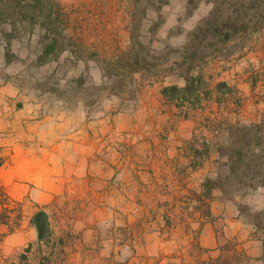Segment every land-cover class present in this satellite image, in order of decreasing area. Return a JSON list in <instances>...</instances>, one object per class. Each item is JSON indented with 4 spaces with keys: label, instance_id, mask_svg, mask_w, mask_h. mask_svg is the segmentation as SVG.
I'll return each instance as SVG.
<instances>
[{
    "label": "rangeland",
    "instance_id": "obj_1",
    "mask_svg": "<svg viewBox=\"0 0 264 264\" xmlns=\"http://www.w3.org/2000/svg\"><path fill=\"white\" fill-rule=\"evenodd\" d=\"M58 2L65 24L46 8L0 13V190L22 211L14 231L0 225V264L28 247L33 264H264V125L241 141L230 194L206 198L211 216L198 193L230 167L215 152L195 169L189 146L226 137L221 119L264 120V23L217 43L199 29L224 0ZM263 16L257 2L245 17ZM193 49L210 85L234 92L185 116L162 89L185 84ZM41 209L46 244L32 222Z\"/></svg>",
    "mask_w": 264,
    "mask_h": 264
},
{
    "label": "trees",
    "instance_id": "obj_2",
    "mask_svg": "<svg viewBox=\"0 0 264 264\" xmlns=\"http://www.w3.org/2000/svg\"><path fill=\"white\" fill-rule=\"evenodd\" d=\"M251 1V3H250ZM193 2V0H191ZM240 3L243 5V9H239L236 13H229L228 8L221 6L225 3L229 4ZM248 2V4H247ZM258 3H264V0H224V2L215 3L212 14L208 16L204 23L205 26H200V31H205L211 40L227 43L228 41L238 37L239 35L246 36L252 31H257L262 23H264V16L255 19L252 23L247 21V16L252 7ZM60 3L58 0H0V13L3 17L8 18L14 15L16 10L19 12L28 7L34 8H46L47 18L50 24H65V13L59 8ZM231 7V6H229ZM26 10V9H25ZM245 13L242 15V13ZM200 33V32H199ZM198 33V34H199ZM53 41L45 45V52H50L54 47ZM136 56H139L136 54ZM199 61V51L193 49L188 55L183 57V61L180 62L182 76L185 79L184 85L169 84L163 87L162 93L164 97L176 104V106L184 109L185 116H188V111L192 109L203 108V102L212 99L214 92L217 94L216 100L221 101L220 96L226 94L232 95L234 88L226 81H219L215 86H211L208 82L206 75L203 71L197 70L196 62ZM137 70V69H136ZM135 70V71H136ZM213 122V121H212ZM220 131L226 134V137H222V140L218 138L216 141L209 139L206 135H203L202 140L199 137H195L190 140V149L192 150V158L199 160V163H194V168L197 169L204 165L205 161L211 159L213 153L218 154V161L221 159H227L229 164V172L223 174L221 171L216 176H207L203 182L204 188L198 193L200 200L199 208L202 212L211 216V205L206 198L213 196V192L218 189L223 194H230V180L234 175L236 163H240L245 160L244 145L241 141L245 139L247 133L254 129H262L264 120L253 123L251 125L241 124L228 119H221L219 121ZM242 135V137H241ZM216 161V160H215ZM2 162H0L1 166ZM22 220V211L19 203L10 198V196L3 190H0V225L7 224L10 226V231L17 229ZM32 222L37 228L39 243H49L52 239V227L48 213L41 209L37 211L33 217ZM263 220L257 219L256 224L262 226ZM5 234L0 232V244ZM31 247H28L20 255L19 264H33L29 259V252ZM39 264H49L47 260H41Z\"/></svg>",
    "mask_w": 264,
    "mask_h": 264
}]
</instances>
